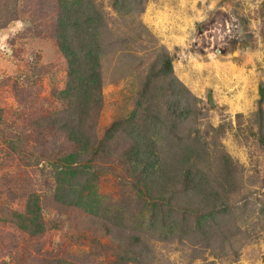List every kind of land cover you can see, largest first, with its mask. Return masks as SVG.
<instances>
[{
	"label": "rangeland",
	"instance_id": "374dc122",
	"mask_svg": "<svg viewBox=\"0 0 264 264\" xmlns=\"http://www.w3.org/2000/svg\"><path fill=\"white\" fill-rule=\"evenodd\" d=\"M78 1L0 0V264H264V100L257 102L264 0H146L136 18L127 12L130 0H94L101 28L82 0L73 6L77 23L65 26L60 3ZM93 30L106 49L102 103L84 129L106 153L91 155L85 174L64 178L75 190L81 183L83 197L95 190L87 194L97 198L92 207L82 209L65 202L49 179L53 166L34 155L73 151L52 119L67 108L65 46L73 40L83 55L88 48L77 38ZM164 52L202 111L180 122V132L195 127L217 148L213 171L222 153L238 166L231 204L214 215L183 211L191 208L176 176L162 191L143 187L142 177L129 176L122 148L114 151L111 139L104 145L106 129L139 110L141 89L162 91L165 79L153 73L162 71ZM188 202L199 209L194 195ZM102 208L117 220L106 222Z\"/></svg>",
	"mask_w": 264,
	"mask_h": 264
},
{
	"label": "trees",
	"instance_id": "16d2710c",
	"mask_svg": "<svg viewBox=\"0 0 264 264\" xmlns=\"http://www.w3.org/2000/svg\"><path fill=\"white\" fill-rule=\"evenodd\" d=\"M86 1L90 2L87 12L94 20L93 27H105V19L94 0ZM80 2L82 0L71 4L60 3L61 21L65 26H69L70 22L77 23L75 13L79 10L74 11L73 6ZM130 2L132 3L129 4L127 12L136 18L143 11L146 0H130ZM87 20L89 19L86 18ZM81 36L84 41L81 37L77 40H81L88 48L87 51H82L83 55L75 52L73 40L65 46L69 90L65 91L67 94L63 95V100L67 103V108L59 111L52 119V123L57 124V130L65 137L73 151L59 149L56 154L53 151L39 152L34 157L43 158L42 160L51 163L53 168L48 171L49 179L52 180L53 185H56L57 192L62 191L60 195L65 198V202L70 201L71 205L83 209L86 203L92 207V203L97 198L87 194L95 190L89 188L86 196L83 197L85 193L82 184L79 183V189L75 190L73 184L64 181V178L74 175V172L82 171L85 174L87 163L91 162L92 156L100 152L97 146L94 147L95 139L90 136L93 131L84 129V124L93 123L101 108L104 76L101 56L106 49L98 30H93L88 35L87 32L81 33ZM86 37H89L88 43ZM161 66L162 71L157 75L153 73V78L165 79L162 82L164 85L162 91L156 93L157 90H153L149 95L143 90L144 88L141 89L137 100L139 110L132 111L129 118L121 123L117 121L109 126L105 132L107 136L104 145L106 146L111 139L110 141L116 146L114 151L119 147L122 148L121 155L129 176L142 177L143 187L153 188L151 191L155 189L157 192L162 191L176 176L177 184L182 186L181 189L187 197L182 198L188 205L185 208H191L183 210L184 212L193 211L195 215L208 216L225 211L228 204H231L232 194L236 192L238 166L227 154L222 153L218 159L219 168L213 171L208 164L216 163L213 156L217 148L216 150L209 148L208 143L200 138L198 132L194 134L195 127L190 128L186 133L180 132L181 123H187L188 120L194 122V118L197 114L201 116L202 111L197 108L195 100L197 98L173 75L171 57L167 52H164ZM147 79H150V76ZM258 94L257 102L260 106L264 100L263 84L259 85ZM259 110L261 111V107ZM121 124L125 128L120 130L121 136H118L116 134ZM102 151L101 154L106 153L105 150ZM78 191L81 194H78L79 198L76 199L74 192ZM190 194L198 198L199 209L193 210L194 204H189L188 201L193 198ZM160 202L162 206L169 205L168 207L172 208L177 206L171 199H160ZM112 214V210L102 208L100 215L106 222L113 223L117 219L112 217ZM151 222L154 224L156 218L153 217ZM159 222L163 227L169 224L167 219H161ZM177 225L179 226V223ZM133 240L139 243L140 237L133 235Z\"/></svg>",
	"mask_w": 264,
	"mask_h": 264
}]
</instances>
